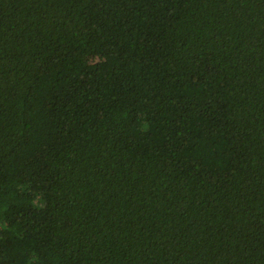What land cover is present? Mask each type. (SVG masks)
Instances as JSON below:
<instances>
[{
	"label": "trees",
	"instance_id": "trees-1",
	"mask_svg": "<svg viewBox=\"0 0 264 264\" xmlns=\"http://www.w3.org/2000/svg\"><path fill=\"white\" fill-rule=\"evenodd\" d=\"M0 264H264V0H0Z\"/></svg>",
	"mask_w": 264,
	"mask_h": 264
}]
</instances>
